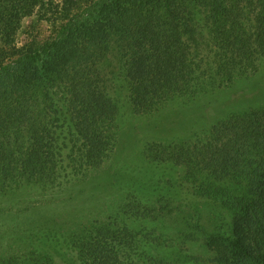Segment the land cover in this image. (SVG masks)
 Segmentation results:
<instances>
[{"label":"trees","instance_id":"trees-1","mask_svg":"<svg viewBox=\"0 0 264 264\" xmlns=\"http://www.w3.org/2000/svg\"><path fill=\"white\" fill-rule=\"evenodd\" d=\"M43 1L0 0V217L14 211L21 225L47 192L87 184L114 153L122 104L153 114L187 92L231 93L264 64V0H91L51 37L15 47L19 19ZM190 157L183 183L252 220L256 247L228 235L220 237L227 250L264 264V203L244 195L249 183L264 184V104L216 118ZM161 241L138 260L189 264L173 236ZM7 248L16 258L0 264H55L76 249L71 239L40 236Z\"/></svg>","mask_w":264,"mask_h":264},{"label":"rangeland","instance_id":"rangeland-1","mask_svg":"<svg viewBox=\"0 0 264 264\" xmlns=\"http://www.w3.org/2000/svg\"><path fill=\"white\" fill-rule=\"evenodd\" d=\"M90 1L44 0L19 19L12 44L24 48L51 37L68 12ZM124 83L122 76L116 80L119 87ZM201 92L176 95L153 114L132 112L128 103L122 104L114 153L89 172L87 184L47 192V202H35L26 212L27 224L17 223L14 211L0 217V257H15L7 248L12 240L40 236L75 242L76 249L55 264H142L138 258L173 236L176 252L183 249L182 260L189 264H246L220 237L239 236L256 247L252 220L195 195L183 182L191 149L216 118L264 104V64L251 78L238 80L231 93ZM108 175L113 183L103 188L100 182ZM244 192L245 198L264 203V184L249 183Z\"/></svg>","mask_w":264,"mask_h":264}]
</instances>
